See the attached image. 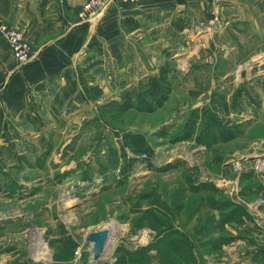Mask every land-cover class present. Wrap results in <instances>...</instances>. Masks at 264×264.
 <instances>
[{"label": "crops", "instance_id": "1", "mask_svg": "<svg viewBox=\"0 0 264 264\" xmlns=\"http://www.w3.org/2000/svg\"><path fill=\"white\" fill-rule=\"evenodd\" d=\"M85 1L0 0V21L23 31L35 53L15 67L0 35V196H12L0 197V264H69L55 257L39 263L25 252L22 227L39 200L19 196L53 176L57 187L83 174L88 184L95 174L84 171L94 170L97 154L108 167L110 104L125 114L133 89L134 105L153 104L154 97L140 94L148 87L139 89L143 80L159 77L168 86L162 104L147 114L150 122L139 117L135 125L155 150L167 146L160 130L179 114V124L203 109L235 122L264 114L246 100L264 94V0H108L81 19ZM185 142L192 146L182 139L179 151ZM233 202L222 246L229 255L218 259L264 264V197ZM37 238H29L32 247Z\"/></svg>", "mask_w": 264, "mask_h": 264}, {"label": "rangeland", "instance_id": "2", "mask_svg": "<svg viewBox=\"0 0 264 264\" xmlns=\"http://www.w3.org/2000/svg\"><path fill=\"white\" fill-rule=\"evenodd\" d=\"M151 79L143 80L139 89L147 87ZM136 92H128L125 114L118 113L121 106L110 104L108 167L100 162L102 154H97L94 170L84 171L95 174L88 184L82 183L81 178L88 177L83 174L75 184L57 187L53 176L38 186L25 187L19 196L39 200V206L31 203L38 210L21 232L31 258L40 250L32 247L29 238L38 235L48 248L49 256H43L67 258L69 264H229L218 256L229 255V249L222 250V246L227 244L225 224L233 201L264 197V170L255 168L259 161L264 162V114L251 113L252 117L242 116L235 122L203 109L201 116L187 112L180 124L179 114L174 123L160 130L168 134L165 147L155 150L148 134L140 133L150 150L142 157L127 146L124 134L135 133L140 118L144 125L150 122L147 114L151 111L145 109L154 103L143 100L134 105L131 99ZM246 100L256 109H264L261 92L247 94ZM182 139L191 140L192 146L185 142L184 151H179ZM0 197L12 196L2 193ZM110 223L121 230L106 245V253L95 258L86 234ZM55 231L64 233L63 237L50 238ZM78 247L79 257L74 254ZM41 256L36 258L39 263Z\"/></svg>", "mask_w": 264, "mask_h": 264}, {"label": "built area", "instance_id": "3", "mask_svg": "<svg viewBox=\"0 0 264 264\" xmlns=\"http://www.w3.org/2000/svg\"><path fill=\"white\" fill-rule=\"evenodd\" d=\"M108 0H87L85 3L82 5L81 10L79 12V16L81 19H87L93 12L96 10L100 9ZM117 1H126L129 3H135L137 0H117ZM0 35L4 39L5 43L7 44L9 50L12 53V57L14 60V65L15 67H21L24 64L28 63L31 61V59L34 57L35 53L31 48V45L27 38L25 37L23 31H21L18 28H15L12 25H8L4 22L0 21ZM142 157H147L146 153H138ZM258 165H255V168L257 170H262L261 168H264V162L259 161L257 163ZM264 172V171H262ZM36 240H39L36 239ZM35 240V248L39 249V253L36 254L35 258H38L44 254L48 255V248H46L45 243H43L42 238V245L38 246L36 244ZM80 248L78 247L77 250H75V255L78 257L80 256ZM46 255V256H47ZM43 256V255H42ZM49 256V255H48ZM43 259V258H40ZM46 260V259H43Z\"/></svg>", "mask_w": 264, "mask_h": 264}, {"label": "trees", "instance_id": "4", "mask_svg": "<svg viewBox=\"0 0 264 264\" xmlns=\"http://www.w3.org/2000/svg\"><path fill=\"white\" fill-rule=\"evenodd\" d=\"M167 83L165 82V79H160L158 78H152L151 81L149 82L148 87L146 88L147 93L146 95L143 93H141V95L143 96V99H146V96H152L154 97V105L155 107L160 106L162 104V102L165 99V94L166 92H168V86H166ZM143 102V101H142ZM145 102H149L147 100H145ZM150 104H152L151 102H149ZM149 104V105H150ZM154 105H150L147 109H145L146 111H152V109H154ZM124 142L127 144V146L134 152L137 153H146L147 155L150 154V150L147 147L146 141L144 139V137L140 134V133H125L124 134ZM237 211H239V213L243 212V209L237 208ZM230 220V219H229Z\"/></svg>", "mask_w": 264, "mask_h": 264}, {"label": "water", "instance_id": "5", "mask_svg": "<svg viewBox=\"0 0 264 264\" xmlns=\"http://www.w3.org/2000/svg\"><path fill=\"white\" fill-rule=\"evenodd\" d=\"M107 236L106 230L91 231L86 234V241L92 244V253L95 258L101 255Z\"/></svg>", "mask_w": 264, "mask_h": 264}, {"label": "bare ground", "instance_id": "6", "mask_svg": "<svg viewBox=\"0 0 264 264\" xmlns=\"http://www.w3.org/2000/svg\"><path fill=\"white\" fill-rule=\"evenodd\" d=\"M262 170H264L263 169V167L261 168ZM75 199H73V200H71L70 202H73ZM100 230H106L107 231V236H106V239H105V244H104V246H103V251H101L102 252V255L104 254V253H106V250H107V248H106V245L107 244H112V242H114L115 241V239H116V237H117V234L119 233V231L121 230L120 229V227L119 226H117V225H114L113 223H110V224H107V225H104ZM30 237V236H29ZM33 237V236H32ZM41 240L39 239V240H37L36 241V244L38 245V246H41L43 243L42 242H40ZM110 241V242H109ZM35 245V244H34ZM105 247V248H104ZM107 247H109V245L107 246ZM35 257V256H34ZM41 258H43V259H48L47 257H45V256H41Z\"/></svg>", "mask_w": 264, "mask_h": 264}]
</instances>
